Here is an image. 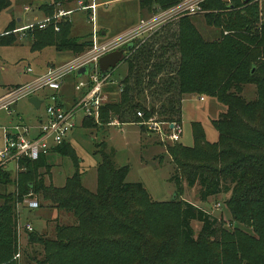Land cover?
<instances>
[{
	"label": "trees",
	"instance_id": "16d2710c",
	"mask_svg": "<svg viewBox=\"0 0 264 264\" xmlns=\"http://www.w3.org/2000/svg\"><path fill=\"white\" fill-rule=\"evenodd\" d=\"M69 1L54 0L41 11L46 18H53L58 7ZM182 1L139 0L142 14L167 11ZM262 2L253 0L245 6L244 0L205 1L203 17L215 29L214 37L206 38L194 17L180 18L178 32L168 36L178 41L161 46L156 37L137 50L128 59L120 99L101 107L100 118L109 125L114 120L138 124L139 112L146 120L156 117L160 123L180 124L182 104L189 95L215 98L225 107L212 121L219 134L217 141L209 142L202 124L194 122L193 146L167 147L175 167L171 181L177 185L176 198L156 202L142 183H128V168L115 165L113 153L106 152L104 143L97 190L90 191L83 185L80 160L70 153L65 140L52 154L71 155L76 173L61 188L45 183L41 170L50 167L48 156L38 161L22 160L17 176L13 170L0 167V264H19L14 259L20 252L17 205L30 195L51 202L56 210L76 220L72 225H58L55 239L28 233L29 243L43 247V254L42 258L25 254L27 264H264ZM9 6V0H0V13ZM73 26L65 18L52 20L45 28L36 25L28 29L32 49L53 47L84 54L93 42L90 36L72 38ZM17 30L10 24L0 36V47L14 46ZM171 50L180 54L178 61H172ZM248 86L256 87L252 100L244 94ZM106 91L113 93L115 89ZM184 184L201 187V202L230 195L225 205L234 222L252 234L241 227L228 229L215 215L182 200ZM11 185L16 188L13 192L8 190ZM193 222L202 226L198 237Z\"/></svg>",
	"mask_w": 264,
	"mask_h": 264
},
{
	"label": "rangeland",
	"instance_id": "374dc122",
	"mask_svg": "<svg viewBox=\"0 0 264 264\" xmlns=\"http://www.w3.org/2000/svg\"><path fill=\"white\" fill-rule=\"evenodd\" d=\"M9 1L10 6L0 13V36L4 35L7 27L12 24L18 28L15 33L19 37L14 46L0 47V97L6 93L7 89V93H9L19 88L20 86L18 85L23 86L35 81L47 68L66 65L83 55H78L71 51L61 52L53 47L42 51H34L32 49L33 42L27 33L28 29L25 28L32 24L44 22L47 18L44 12L41 11V7L45 4L51 5L54 3V0ZM80 1L70 0L66 5L63 7L60 5L58 8L59 10L71 11L68 18L74 23L75 27L72 37L83 40L93 32L94 25L91 21L93 14L91 11L82 9ZM95 3L98 4V8L94 13L96 16V27L99 32L106 31L108 33L107 36L100 35L102 43L115 39L128 29H132L133 25H140L141 21H150L164 12L160 11L153 14L144 12L141 14L139 0H96ZM204 12L206 13L207 11ZM203 16L204 14H200L192 17H194V22L200 32L206 38H213L216 33L215 29L206 24ZM180 20H171L152 29L148 27L142 32L135 34L133 39L130 40L133 43L134 50L129 52L127 49L123 61L115 70L109 71L112 84L108 85V87H113L115 92L109 95L103 105L117 102L120 99L122 93L120 90L121 82L128 75V59L137 50L156 37L161 46H168L178 41L168 36H172L178 32ZM228 33L226 32L225 35ZM165 36L168 39L164 41ZM160 44H158L159 48ZM170 56L172 61L175 62L178 61L180 54L175 50H171ZM29 68H32L34 72L29 73ZM81 82L88 83V76L79 77L77 73H71L64 79L59 93L46 89L36 95L20 99L11 107L12 111L18 110L20 114L19 116L13 115L14 123L22 122L33 126L40 118H44L47 106L51 103L50 97L55 95V93H58L59 96L58 103L64 109L70 108L82 99L84 95L82 91L76 90V87ZM255 93V86H248L244 92L248 100L254 99ZM37 95L41 96V100L44 101L41 109L35 108L29 102V98ZM224 111L225 107L215 98L204 96V100H201V97L197 95L187 96L182 104V122H180L183 129L182 136L180 141L175 143L171 142L166 137V134L161 136L156 134V132L148 130L146 121L157 120L156 117L146 120L145 117L138 116L140 118L138 124H121L117 120H114V123L109 125L105 121L102 122L101 118H88L87 114L81 111L75 118L77 127L69 134L67 144L70 153L72 155L75 153V156L80 160L79 172L82 173L83 185L90 191L96 192L97 190V168L102 162L103 157L100 151L104 150L101 145L104 143L106 145V152L113 153L115 165L118 168H128V183H142L154 201L170 202L176 198L177 185L171 181L175 167L171 156L168 154L167 147L178 144L193 146L192 126L194 122L202 124L209 142L217 141L219 134L214 128L212 121L218 119ZM8 115L9 111H0V127L8 125V122L12 118ZM20 117L22 120H20ZM141 124L144 129L141 128ZM163 130L164 133H168L167 126H164ZM1 133L3 132L0 131V139ZM48 164L50 165L49 168L41 170L45 183L48 186L54 185L61 188L65 185L67 179L76 173V166L71 155L63 156L59 153H53L48 158ZM9 170H13V167L10 166ZM200 188L199 185L189 188L184 184V193L181 195L182 200L188 201L215 215L220 221L224 222L228 229L233 230L236 227H241L240 229L252 234V230H246L243 228L244 226L234 222L225 205L230 195L222 194L210 198L208 202H201ZM15 189L14 185L8 187L10 192L15 191ZM33 198L40 203L41 207L38 210L30 212L24 205H21L18 225L19 222L22 224L31 222L33 226L35 225L34 232L47 236L49 239H55L58 225H72L75 223L76 219L72 215L56 210L51 202L44 201L38 195H35ZM218 205L221 206L218 207ZM192 225L198 237L202 226L198 222H193ZM19 239L20 257H18V253L14 258L19 264H27L25 254L28 256L37 254L39 258H42L43 247L39 244H30L27 232L23 231Z\"/></svg>",
	"mask_w": 264,
	"mask_h": 264
},
{
	"label": "built area",
	"instance_id": "2783aa9c",
	"mask_svg": "<svg viewBox=\"0 0 264 264\" xmlns=\"http://www.w3.org/2000/svg\"><path fill=\"white\" fill-rule=\"evenodd\" d=\"M207 0H184L179 5L164 11L157 15L150 21H141L136 34L142 32L146 28L151 29L155 26H160L171 20L180 19L186 16H195L204 14L205 10L202 4ZM230 2V0H227ZM262 2L264 0H255ZM96 0H81L80 5L82 9L91 11V21L94 25L93 31V45L82 56L74 59V61L59 67L49 68L35 81L21 85L14 91L5 94L0 98V111H10L20 99L36 95L37 93L46 89L58 92L62 89L64 79L71 73H77L78 70L89 64H95L93 69L88 75V83L81 82L77 87V91L83 92V97L73 106L64 109L58 103L59 96L53 95L50 97L51 103L47 106L45 118L38 124V126H29L24 123H17L11 126L0 127L3 131L4 146L0 148V167L9 170L13 167V172L17 176L21 171V161H38L42 156H49L52 151L61 146L67 140L69 134L77 127L76 116L81 111L87 114V117L100 118V110L105 101L111 93L106 91L108 85L112 84L109 73H102L99 67V60L106 54L126 48L128 45L132 46L130 40L135 36L124 38L122 40H112L102 43L100 40V32L96 27V16L94 15L98 4ZM71 11L59 10L53 18H47L44 22H39L35 25L26 27L25 29H32L36 25L40 28H45L52 21H61L68 18ZM23 29V30H25ZM22 30V31H23ZM56 31L59 28L56 27ZM29 73L34 70L29 68ZM87 88L86 90H84ZM122 91V89H121ZM201 100H204L202 97ZM139 117H143V113H138ZM22 120V118H20ZM146 125L150 132H156L159 135H165L171 142H179L182 136V126L177 123H160L155 120L146 121ZM167 126L168 133H164L163 127ZM173 126V128H172ZM21 205L28 210L35 211L40 208V203L31 197V195L24 199L22 204L17 205V211L20 215ZM221 205H218L220 207ZM20 217V216H19ZM32 233L35 228L31 222L21 223L18 225L19 237L22 232ZM20 257V254L18 255Z\"/></svg>",
	"mask_w": 264,
	"mask_h": 264
},
{
	"label": "water",
	"instance_id": "95a60500",
	"mask_svg": "<svg viewBox=\"0 0 264 264\" xmlns=\"http://www.w3.org/2000/svg\"><path fill=\"white\" fill-rule=\"evenodd\" d=\"M252 1L253 0H244V5L245 6L248 5ZM131 47L132 46H129V50L131 49ZM125 53L126 50L121 49L110 52L105 56H103L99 60V67L101 72L105 74V73H109V71L111 70H115L118 67V65L123 61L125 57ZM93 69H95V64L85 65L78 70L77 75L79 77L88 76ZM29 102L37 109H41L43 104V101L38 96L29 98Z\"/></svg>",
	"mask_w": 264,
	"mask_h": 264
},
{
	"label": "crops",
	"instance_id": "0c3cea01",
	"mask_svg": "<svg viewBox=\"0 0 264 264\" xmlns=\"http://www.w3.org/2000/svg\"><path fill=\"white\" fill-rule=\"evenodd\" d=\"M108 2H110V1H108ZM141 14H142V11H141ZM19 20H22V19H19ZM73 25H74V23H73ZM135 25H133V27H132V29H128L125 33H123L122 35H120V36H118L117 38H115V39H112V40H122V39H124V38H128V37H131L132 35H134V34H136V32H137V29L139 28V25H137V26H135ZM74 29H75V27L73 26V29H72V33L74 32ZM94 29V28H93ZM94 31V30H93ZM107 32L106 31H102V34H101V32H100V35H103V36H107ZM73 35H71V37H72ZM88 36H90V40L92 41L93 40V32L90 34V35H88ZM72 38H74V37H72ZM101 39V38H100ZM84 40V39H83ZM112 40H109V41H112ZM132 45H133V43H132ZM18 86H21V85H18ZM108 88L109 87H107L106 89L108 90ZM8 90V89H7ZM7 90H6V93H7ZM5 93V94H6ZM58 93H59V91H58ZM58 93H55V95H57L58 96ZM4 94V95H5ZM3 95V96H4ZM2 96V97H3ZM39 98L41 97V96H39V95H37ZM1 98V97H0ZM41 99V98H40ZM43 103H44V101H43ZM43 105V104H42ZM16 114V116H19L20 114H19V111L17 110V111H12L11 109H10V111H9V115L8 116H11L12 118H11V120L8 122V125H6V126H11V125H14L15 123H14V120H13V115H15ZM46 115V114H45ZM21 118V117H20ZM45 118V117H44ZM42 119L43 118H40V120L38 121V122H36L33 126H38V124L42 121ZM0 131L1 132H3L2 131V129H0ZM1 144H0V148H3V146H4V144H5V142H4V138H3V133H1ZM52 154V153H51ZM50 154V155H51ZM49 155V156H50ZM48 156V157H49ZM35 226V225H34ZM35 228V227H34Z\"/></svg>",
	"mask_w": 264,
	"mask_h": 264
},
{
	"label": "flooded vegetation",
	"instance_id": "af4514ba",
	"mask_svg": "<svg viewBox=\"0 0 264 264\" xmlns=\"http://www.w3.org/2000/svg\"><path fill=\"white\" fill-rule=\"evenodd\" d=\"M132 48V47H131ZM127 49L129 50V45L126 47V48H124V50H126V52H127ZM131 50V49H130Z\"/></svg>",
	"mask_w": 264,
	"mask_h": 264
}]
</instances>
